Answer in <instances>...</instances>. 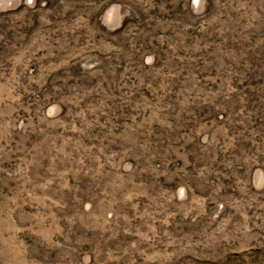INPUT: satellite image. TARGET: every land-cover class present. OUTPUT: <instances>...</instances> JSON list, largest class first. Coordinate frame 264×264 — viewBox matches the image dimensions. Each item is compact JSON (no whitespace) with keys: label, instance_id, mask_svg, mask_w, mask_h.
Returning <instances> with one entry per match:
<instances>
[{"label":"rangeland","instance_id":"obj_1","mask_svg":"<svg viewBox=\"0 0 264 264\" xmlns=\"http://www.w3.org/2000/svg\"><path fill=\"white\" fill-rule=\"evenodd\" d=\"M0 264H264V0H0Z\"/></svg>","mask_w":264,"mask_h":264}]
</instances>
